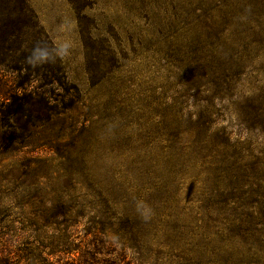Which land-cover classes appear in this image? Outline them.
Listing matches in <instances>:
<instances>
[{
	"label": "rangeland",
	"instance_id": "1",
	"mask_svg": "<svg viewBox=\"0 0 264 264\" xmlns=\"http://www.w3.org/2000/svg\"><path fill=\"white\" fill-rule=\"evenodd\" d=\"M1 15L0 198L25 264H264V0Z\"/></svg>",
	"mask_w": 264,
	"mask_h": 264
},
{
	"label": "trees",
	"instance_id": "2",
	"mask_svg": "<svg viewBox=\"0 0 264 264\" xmlns=\"http://www.w3.org/2000/svg\"><path fill=\"white\" fill-rule=\"evenodd\" d=\"M29 9H30L29 7H26L27 11H30ZM2 16L7 17V15H1L0 17L1 19H2ZM9 23L10 22L6 24L7 27L9 26ZM3 28H0L1 34H3L4 32ZM7 43L8 42L5 39L0 40V46H1L0 52H3L1 53V57H0V68L7 67L6 57H4L6 55L4 53L8 51ZM11 208H12V205H8V203L4 202V199L0 198V264H25V258L22 255L23 253H21V251L23 250H19L17 249V247H15V243L21 241L24 238L25 233L16 232V231L12 233L9 227L4 226L10 218V213H12ZM22 208H23L22 206L18 207V210H20L18 215L20 217H23V220H25V222L29 225L30 228H38L39 226H41L42 228H47L49 226L47 217L44 223L42 220L39 219L43 217L42 215L40 216L38 215L37 217V215H35L34 213L32 214V218L24 217L26 215L23 214ZM16 221L17 220L13 218L12 221H9V222L14 224ZM36 250H33V251H36ZM49 255L51 257L56 256L55 251H52ZM39 258L40 256H38L35 259H39ZM44 264H75V262L69 256H66V258L56 257L52 261L50 260L44 261ZM93 264H100V263H93Z\"/></svg>",
	"mask_w": 264,
	"mask_h": 264
},
{
	"label": "clouds",
	"instance_id": "3",
	"mask_svg": "<svg viewBox=\"0 0 264 264\" xmlns=\"http://www.w3.org/2000/svg\"><path fill=\"white\" fill-rule=\"evenodd\" d=\"M40 51H41L40 49H36V52H40ZM35 58H36V54L34 52L33 56L29 58V63H32ZM47 59H48L47 51L42 52L41 55L39 56V60L43 62Z\"/></svg>",
	"mask_w": 264,
	"mask_h": 264
}]
</instances>
